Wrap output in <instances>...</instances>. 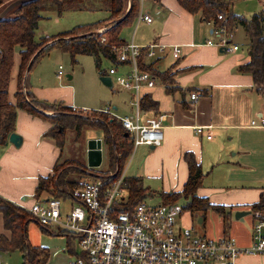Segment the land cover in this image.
I'll use <instances>...</instances> for the list:
<instances>
[{"label":"crops","instance_id":"0c3cea01","mask_svg":"<svg viewBox=\"0 0 264 264\" xmlns=\"http://www.w3.org/2000/svg\"><path fill=\"white\" fill-rule=\"evenodd\" d=\"M150 1L155 4L158 19L154 20L149 9L141 3L130 43L140 48L152 44L180 47L177 59L172 57L168 48L164 54L147 61L153 63L154 69L159 72L172 68L176 86L190 91L187 90L184 97L179 92L167 94L164 86L154 77L155 86L143 90L142 94L150 95L157 102L158 111L144 112L136 111L133 106V93L122 90L128 93L129 104L134 111H110V116L118 120L123 117L137 118L141 124L154 117L163 118L162 144L152 149L144 145L133 148L125 163L124 176L141 179L143 187L145 182L154 183L157 187L155 191L144 187L151 193L179 192L188 178L185 156L192 155L203 173L197 196L208 199L212 205L224 207L226 215L223 218L211 210L205 214L197 213L201 215L198 223L205 226L204 232L199 235L213 239L230 236L239 248H246L253 241L254 226L258 221L252 206L264 200V128L251 126L252 121L264 116V89L257 90L252 77L237 70L249 61L247 38L244 37L245 50L234 43L238 27L232 32L231 42L232 46L238 47L236 51L210 46L207 42H217V36L210 25L201 22L199 15L186 12L176 0L168 4L164 3L165 0ZM261 12L264 13V2L259 1L252 16ZM145 14L152 18L150 23L140 19ZM18 65L19 57L12 72L15 75V91ZM11 81L12 76L9 87ZM28 84L39 101L76 107L75 88L70 84L56 81L50 84L41 77L32 79ZM191 95H196L197 99L191 100ZM51 127L50 122L39 117L24 111L17 112L14 133L22 138V143L19 148L7 143L0 149V198L25 210L39 202L34 199L38 179L52 174L62 149L53 138L45 136ZM197 128L202 129L201 134L196 132ZM94 139L101 140L102 136ZM62 207V215L65 216L68 207L64 204ZM241 211L248 214L235 219V213ZM258 213L264 218V208ZM35 224L39 231L27 226L29 244L48 250L47 264H68L74 255L67 252V238L51 239L43 234L36 220ZM261 233L264 235V227ZM0 236L9 238L1 214ZM15 252L21 258L20 264H23L18 251L0 252V264H7V260L12 258L7 256ZM235 264H264V255H241Z\"/></svg>","mask_w":264,"mask_h":264},{"label":"trees","instance_id":"16d2710c","mask_svg":"<svg viewBox=\"0 0 264 264\" xmlns=\"http://www.w3.org/2000/svg\"><path fill=\"white\" fill-rule=\"evenodd\" d=\"M14 0H0V9ZM126 1V2H125ZM131 6L127 15L123 8L128 6V0H37L13 9L14 18H4L0 21V147H5L9 136L15 131V121L18 111H24L30 115L39 117L51 123L50 131L45 135L53 138L59 148L63 147L64 134L59 133V127L67 128L77 137L85 128H94L102 136L101 142L108 157L107 171L96 172L88 169L75 161H57L53 167V176L40 177L34 191V199L41 201L44 198L58 199L65 202L70 198L71 192L80 186L84 180L75 179V176L92 179L107 178L108 183L115 181L123 171V167L133 151V145L129 137L125 135L120 121L107 112H95L96 116L89 117L75 114L72 107L59 104H49L39 101L29 90L27 75L42 57L50 50L57 49L68 54L72 64H76V57L88 55L94 58L96 69L100 77L108 73L100 68L101 60H108L112 66L118 65L114 48L125 45L120 38L122 27L132 24L139 16L141 0H130ZM178 5L190 14H197L202 23L210 25L212 31L224 28L227 33H232L240 27L247 38V51L249 61L238 67V72L252 77L257 90L264 89V13H258L246 19L233 13L231 1L226 0H176ZM104 11L107 19L97 23L81 25L69 31L55 36H46L36 40L38 24L43 19L42 14L53 11L58 17L65 12H90ZM221 16L222 20L217 17ZM113 19H118L116 24L106 33L99 36L95 32L102 25ZM82 37V38H77ZM104 38L105 41L101 42ZM48 44V45H47ZM147 51L140 50L137 63L141 71L151 74L164 86L167 94L179 92L184 97L185 92L176 86L175 73L172 68L164 72L154 69V64L147 61ZM19 57L17 68V86L14 93V102L9 100V84L14 70L15 57ZM24 91V94L22 93ZM58 107L59 109H55ZM46 110L55 115H47ZM139 110L158 111V104L148 94H142L139 100ZM92 118V119H91ZM188 166V178L179 192L151 193L142 186L141 179L125 177L123 189L128 197L116 202L113 207L115 212H129L150 195H155L162 205L177 204L179 200L187 201L183 210L193 213L205 214L211 210L226 218L225 208L212 205L208 199L197 196L201 187L203 173L200 165L192 155L185 156ZM264 208V200L252 206L253 212ZM0 214L3 217L4 229L9 232V238L0 236V252L18 251L22 255L23 264H47L49 252L45 248L32 247L28 242L27 226L35 219L25 209L0 198ZM42 231L67 238V252L74 257L78 256L75 236L63 228L51 230L41 226Z\"/></svg>","mask_w":264,"mask_h":264},{"label":"built area","instance_id":"2783aa9c","mask_svg":"<svg viewBox=\"0 0 264 264\" xmlns=\"http://www.w3.org/2000/svg\"><path fill=\"white\" fill-rule=\"evenodd\" d=\"M140 19L147 23L152 21L148 14L141 15ZM217 19L222 20V17ZM213 33L217 42L209 41L208 45L225 51L238 49L236 45H231L232 33H227L224 28ZM104 41L102 38L101 42ZM168 48L159 44L140 48L133 43L114 48L118 65H113L107 76L120 89L133 93L136 111L139 110L142 91L155 86L154 77L138 67L140 50L147 51V59H154ZM169 49L174 59L180 56V47ZM61 75L59 67L57 77ZM196 99V95H191V100ZM82 112L85 114L86 110ZM162 119L154 117L143 124L137 118L123 117L119 121L133 148L141 145L157 148L163 141ZM251 126L264 128V116L252 121ZM196 132L201 134L202 129L197 128ZM112 176L82 181L65 201L69 203L65 216L62 215L64 202L58 199L36 202L27 210L39 225L60 227L75 236L79 254L68 264H235L241 255H264V235L261 233L264 218L260 213L254 214L258 221L251 245L239 248L230 236L213 239L195 235L188 228H176L177 220L184 212L179 204L149 206L142 201L132 211L115 212L113 207L116 202L128 195L122 186L124 173L108 183Z\"/></svg>","mask_w":264,"mask_h":264},{"label":"rangeland","instance_id":"374dc122","mask_svg":"<svg viewBox=\"0 0 264 264\" xmlns=\"http://www.w3.org/2000/svg\"><path fill=\"white\" fill-rule=\"evenodd\" d=\"M144 1V2H143ZM228 1V0H226ZM232 11L234 14L238 16L244 17L249 19L248 17L252 16L254 12L257 10V5L259 1L257 0H230ZM126 2V1H125ZM170 3L171 0H165L164 3ZM142 5L149 9L150 15L154 20L158 19L159 14L155 11L156 7L155 4L152 3L150 0H141ZM126 5L123 8V12L126 14ZM2 8L0 9V11ZM15 13L13 10L5 17V18H14ZM43 19L38 24V30L36 32V40L38 41L39 38L46 37V36H55L59 33L69 31L76 26L81 25H88L92 23H97L102 20L107 19L108 14L104 11L96 10L90 12H65L60 17H58L53 11L45 12L42 14ZM118 19H113L111 21L106 22L104 25L100 27L98 35L101 36L106 33L109 29H111L117 22ZM134 23V22H133ZM130 24L131 26H124L120 31V38L126 40V42L130 43V38L133 34V29L135 26L134 24ZM244 33L242 28H238L236 31V39L234 43H238L242 50H245L244 47ZM48 45V44H47ZM101 64L100 68L104 72L108 73V70L112 67V64L104 59L100 58ZM18 61V56L14 62ZM76 64H72L70 57L68 54L62 53L57 49H52L48 52V54L42 57L34 66L32 67L31 71L27 75L28 82H31L32 79H39L40 77L43 78L46 82L52 84L59 82L60 84H70L75 88V96H76V109L75 114H80L83 116L93 117L97 114L95 112H104L108 111V115H110V111H134V107H130V98L128 93L122 91L119 87L114 85L112 88H108L104 86L100 81L99 73L96 69L94 58L88 55H79L76 57ZM61 67L62 75L60 78L57 77V71ZM67 75L72 77L71 80L66 78ZM29 85V84H28ZM9 100L14 102V95L15 92V75H12L11 85L9 87ZM24 94V91L22 90ZM133 102V100H131ZM113 107L117 108L114 110ZM55 109H59L55 107ZM82 110H86L84 114ZM74 111V110H73ZM48 115H55L54 112L46 110ZM110 113V114H109ZM98 118V117H97ZM92 119V118H91ZM62 129V134H64V144L59 152V162L63 163V161H75L80 163L83 166H87L86 162V150L88 142L91 140H95V137H99V132L94 128H85L82 130L81 135L79 137L76 136L74 132L67 128L59 127ZM98 140V139H96ZM2 149V147H0ZM107 154L106 150L103 146L102 148V163L101 166L95 169L96 172L104 173L107 171ZM125 165L123 167V171L125 169ZM128 175V174H127ZM53 176V172L51 174ZM75 179L79 180H86L92 181L91 177L84 178L75 176ZM160 183V182H158ZM149 187L150 190L155 191L157 187L154 183L145 182L144 187ZM160 190V188H158ZM29 199V198H28ZM145 202L149 206H156L159 203L157 196L150 195L145 199ZM187 201L181 199L178 201L181 207L186 205ZM64 207H67L69 203H63ZM201 215L197 213L191 214L189 211L184 210L182 216L177 220L176 228H190L195 235L200 236L202 234L200 232H204V225H200L198 223V218ZM33 226L39 231V227L35 222H31L29 224ZM29 230V227H28ZM46 236L50 237L51 239H58L60 236H53L47 233H43ZM15 252V254H11L7 257H12L7 260V264H20L21 258ZM14 257V258H13Z\"/></svg>","mask_w":264,"mask_h":264},{"label":"water","instance_id":"95a60500","mask_svg":"<svg viewBox=\"0 0 264 264\" xmlns=\"http://www.w3.org/2000/svg\"><path fill=\"white\" fill-rule=\"evenodd\" d=\"M37 0H14L12 2H10L9 4H7L5 7L2 8V10L0 11V21L3 20L13 9L20 7L24 4L27 3H31ZM131 6V1L128 0V6H127V11L126 14L124 15V17L121 20H123L125 18V16L128 13V10ZM96 34H98V32H95ZM77 38H82V37H77ZM66 78L68 80H71V76L67 75ZM100 81L101 83L108 87V88H112L113 83L112 80L109 76H104V77H100ZM62 132V129H59V133ZM9 144L13 145L15 148H19L21 146L22 143V138L15 134L12 133L9 138H8V142ZM153 147H151L152 149ZM86 162H87V168L88 169H97L101 166L102 163V142L100 139L98 140H91L88 142L87 145V151H86ZM248 212H237L235 213V219H239L242 218L243 216L247 215Z\"/></svg>","mask_w":264,"mask_h":264}]
</instances>
